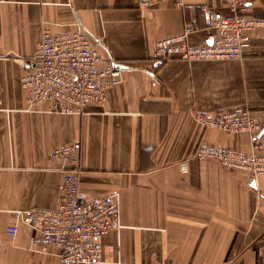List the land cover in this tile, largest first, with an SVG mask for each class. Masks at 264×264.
<instances>
[{"label": "crops", "instance_id": "0c3cea01", "mask_svg": "<svg viewBox=\"0 0 264 264\" xmlns=\"http://www.w3.org/2000/svg\"><path fill=\"white\" fill-rule=\"evenodd\" d=\"M0 0V264H60L59 250H35V233L7 229L16 212L53 208L59 201V146L78 142L80 195L92 201L121 194L122 228L103 239L101 264H264V178L251 186L246 171H229L195 157L199 146L252 151L247 133L200 126L210 116L246 107L261 125L264 145V28L250 33L243 60L160 61L157 41L198 25L189 43H208L207 7L228 13L226 0ZM264 19V0H248ZM80 23L105 58L124 70L104 103L83 115L30 110L22 78L43 30ZM101 68L105 64H100ZM189 159L183 174L180 162Z\"/></svg>", "mask_w": 264, "mask_h": 264}, {"label": "built area", "instance_id": "2783aa9c", "mask_svg": "<svg viewBox=\"0 0 264 264\" xmlns=\"http://www.w3.org/2000/svg\"><path fill=\"white\" fill-rule=\"evenodd\" d=\"M167 0H140V7H155ZM176 1L182 7L184 0ZM228 13L209 14L206 32L208 43H189L198 25L189 24L175 37L157 41L155 54L160 61L178 59L186 62L243 60L251 48L250 33L264 28V19L248 15V0H226ZM100 64H105L104 68ZM124 68L112 58L103 57L96 39L80 23L75 30L53 34L47 27L35 54L26 66L22 86L29 91L30 110L42 109L48 114L83 115L90 105L104 103L108 90L121 82ZM196 122L228 134L247 133L252 137V151L230 147L199 146L195 157L218 163L229 171H246L257 183L264 178V145L256 140L261 125L246 107H237L210 116L206 112L194 115ZM58 163L62 180L58 184L59 201L53 208H31L17 211L16 222L7 233L16 238L21 225L32 229L35 250L54 247L59 250L60 264L103 263V239L122 228L121 194L114 192L87 201L80 195L82 173L81 147L71 142L51 153ZM183 174L189 172V159L180 162Z\"/></svg>", "mask_w": 264, "mask_h": 264}, {"label": "water", "instance_id": "95a60500", "mask_svg": "<svg viewBox=\"0 0 264 264\" xmlns=\"http://www.w3.org/2000/svg\"><path fill=\"white\" fill-rule=\"evenodd\" d=\"M123 68H126V67L123 66ZM251 186H254V181H251Z\"/></svg>", "mask_w": 264, "mask_h": 264}, {"label": "bare ground", "instance_id": "6f19581e", "mask_svg": "<svg viewBox=\"0 0 264 264\" xmlns=\"http://www.w3.org/2000/svg\"><path fill=\"white\" fill-rule=\"evenodd\" d=\"M254 181V180H253Z\"/></svg>", "mask_w": 264, "mask_h": 264}]
</instances>
